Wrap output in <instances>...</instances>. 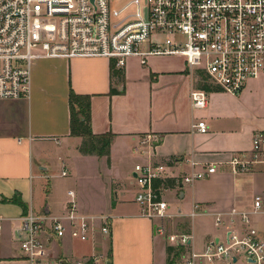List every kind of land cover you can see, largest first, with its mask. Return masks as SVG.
Listing matches in <instances>:
<instances>
[{
  "label": "crops",
  "instance_id": "obj_1",
  "mask_svg": "<svg viewBox=\"0 0 264 264\" xmlns=\"http://www.w3.org/2000/svg\"><path fill=\"white\" fill-rule=\"evenodd\" d=\"M199 76L190 73L180 57H148L145 65L138 57H129L122 68L115 67L114 60L99 57L35 60L28 97L0 100V264H30L16 240L21 216L47 211L51 217H62L69 191L75 195L79 213L95 220L104 216L110 224L109 237L98 242L104 264L107 260L110 264H157L156 253L162 254L161 264H166V246L178 248L168 240L172 235L190 236L189 246L178 248L183 250L181 258L199 253L208 242L225 240L228 230L244 229L238 213L248 214L250 226L264 240V210L253 209L255 197L264 202V166L233 174L228 164L232 154H250L254 134H264L263 74L237 96L206 85ZM112 89L116 93H110ZM192 90L208 93L204 109L191 107ZM70 91L90 98L92 133L111 134L108 157L79 152L82 139L70 136ZM199 121L207 126L204 134L193 128ZM148 136L158 141L148 142ZM55 160L67 174L100 180L105 196L102 206L90 212L81 208L83 194L77 180L68 188L53 185ZM149 164L171 168L172 176L160 180H168L170 186L157 188L168 206L163 219L141 216L135 202L138 187L133 169ZM83 166H95L96 174L79 175ZM205 166L216 171L191 184L181 182L184 175ZM125 177L132 194L126 190ZM14 194L25 205V214L18 205L1 202ZM233 210L236 215H231ZM216 217L221 219L219 226ZM160 226L165 235L154 232ZM157 237L162 242H156ZM65 239L51 243L54 256L78 259L92 252L91 243L74 240L81 253L57 250Z\"/></svg>",
  "mask_w": 264,
  "mask_h": 264
},
{
  "label": "built area",
  "instance_id": "obj_2",
  "mask_svg": "<svg viewBox=\"0 0 264 264\" xmlns=\"http://www.w3.org/2000/svg\"><path fill=\"white\" fill-rule=\"evenodd\" d=\"M136 1L135 19L116 20L113 0H0V100L28 97L31 65L39 59L99 57L114 60L115 67L122 68L129 57H138L141 65L148 57H180L190 73L204 77L206 85L234 96L264 73V0ZM207 102V92L191 91L194 110L204 109ZM193 128L200 134L207 131L203 121ZM147 141L157 142L158 138L148 136ZM263 143L264 134H254L250 154L231 155V172L246 173L255 165L264 166ZM170 169L164 164L134 167L135 202L141 216L166 217L168 206L154 182L171 177ZM215 171L214 166H205L184 175L181 182L191 184ZM61 176H67V170ZM67 196L66 211L60 218L21 216L15 234L28 263L104 264L98 242L110 235L107 218L95 220L79 213L74 193L69 191ZM253 209L264 210L260 197L254 198ZM238 216L244 226L241 232L228 230L225 240L210 241L201 252L184 255L183 264H264V240L250 226L247 213ZM221 223L216 217L215 224ZM154 232L165 235L161 226ZM65 238L91 243L92 252L78 259L54 256L51 243ZM168 238L178 248L190 243L189 235Z\"/></svg>",
  "mask_w": 264,
  "mask_h": 264
},
{
  "label": "rangeland",
  "instance_id": "obj_3",
  "mask_svg": "<svg viewBox=\"0 0 264 264\" xmlns=\"http://www.w3.org/2000/svg\"><path fill=\"white\" fill-rule=\"evenodd\" d=\"M111 7L113 8V13H114V17L115 19H125V20H129V19H135L136 18V13H137V1L136 0H113ZM262 80H264V73H263V78ZM55 165L52 168V178L50 179L51 183L53 185H55L56 187H69L71 186V184L76 183L77 180V185L79 187V189L82 191L83 194V199H82V205L84 207L81 208L83 210H86L85 212H90V211H95L97 210V208L100 206H102V204L104 203V199L105 196L103 195V191L101 190L102 187L98 184L99 181L93 180V181H87L84 179H79L77 178V176H75L73 173H68L67 176L65 177H61L60 173L62 170V167L60 169V167L58 166V162L57 160H55ZM79 175L85 176V175H92V174H96V167L95 166H87V167H81L79 168L78 171ZM124 182L126 183V177L123 179ZM46 183H44V192H46V190H48L49 186H47L48 181H45ZM75 185V184H74ZM127 186V192L128 194H132V187L129 183H126ZM155 223H158L157 221H155ZM158 240H155L156 242H162V240L160 239V237H157ZM171 240V239H168ZM160 247V243L158 245ZM168 247V246H166ZM165 247V248H166ZM57 250L59 251H66V252H74V253H81L82 252V248L79 245V243H75L72 240L69 239H65L63 245L59 246L57 248ZM81 251V252H80ZM54 253L56 254L57 251H54ZM171 258V259H170ZM170 260H172L171 264H183L184 262V258L176 257L174 256V258L172 256H170ZM173 258V259H172ZM155 261L157 264H161L163 263L164 259L162 257V254H158L156 253V258ZM243 263V262H242Z\"/></svg>",
  "mask_w": 264,
  "mask_h": 264
},
{
  "label": "trees",
  "instance_id": "obj_4",
  "mask_svg": "<svg viewBox=\"0 0 264 264\" xmlns=\"http://www.w3.org/2000/svg\"><path fill=\"white\" fill-rule=\"evenodd\" d=\"M201 80H204L202 75L199 76ZM110 93H116L113 89ZM69 110H70V136L80 137L82 142L79 146V152L82 155H95V156H105L109 155V146L111 143V134L104 135H94L91 131V116H90V98L88 96L77 95L73 92H69L68 96ZM108 162V158H107ZM170 182L168 180L164 182L155 181L154 188L159 187H169ZM2 203L15 204L21 207L23 213L25 214V205L20 200L17 194L13 197L6 199H1ZM177 250V251H176ZM183 252L182 249L167 247L166 248V264H171L170 256L179 257ZM110 259V253L107 256ZM170 258V259H169ZM172 258V259H173Z\"/></svg>",
  "mask_w": 264,
  "mask_h": 264
},
{
  "label": "water",
  "instance_id": "obj_5",
  "mask_svg": "<svg viewBox=\"0 0 264 264\" xmlns=\"http://www.w3.org/2000/svg\"><path fill=\"white\" fill-rule=\"evenodd\" d=\"M45 214H48V212H47V211H45ZM105 264H110V261H109V260H107V261L105 262Z\"/></svg>",
  "mask_w": 264,
  "mask_h": 264
}]
</instances>
